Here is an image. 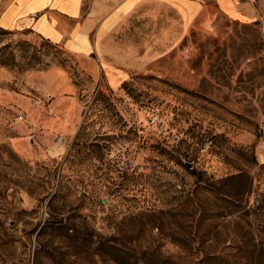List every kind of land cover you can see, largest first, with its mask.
Returning a JSON list of instances; mask_svg holds the SVG:
<instances>
[{"label": "rangeland", "instance_id": "1", "mask_svg": "<svg viewBox=\"0 0 264 264\" xmlns=\"http://www.w3.org/2000/svg\"><path fill=\"white\" fill-rule=\"evenodd\" d=\"M197 2L141 1L88 54L0 27V264H264V0Z\"/></svg>", "mask_w": 264, "mask_h": 264}, {"label": "crops", "instance_id": "2", "mask_svg": "<svg viewBox=\"0 0 264 264\" xmlns=\"http://www.w3.org/2000/svg\"><path fill=\"white\" fill-rule=\"evenodd\" d=\"M141 1L144 0H0V27L9 31L30 30L39 38L64 44L72 53L88 54L93 49L91 37L103 36L110 21ZM159 1L178 4L191 17L203 8L197 0ZM217 3L226 16L236 21L254 18L255 10L246 0Z\"/></svg>", "mask_w": 264, "mask_h": 264}, {"label": "trees", "instance_id": "3", "mask_svg": "<svg viewBox=\"0 0 264 264\" xmlns=\"http://www.w3.org/2000/svg\"><path fill=\"white\" fill-rule=\"evenodd\" d=\"M239 177L240 176H237L236 178L233 177L230 180H236ZM219 184H221V187L219 188H215L213 185H209V186L207 185V186H203L202 189H204L206 193L208 192L212 195L214 194L219 199V201L230 203L235 207L241 205L240 200L245 198L248 194H250V190L252 189V187L250 185L247 186V183L245 182L243 184H239L238 186H232V184L227 185L226 180H222ZM219 212L218 211L214 212L215 214H218L217 218L223 216L224 213V212L223 213H219ZM206 215H207L206 212H203L202 216L206 217ZM212 257L214 256L210 255L209 257H207L206 261L211 260ZM219 260L220 259H216L217 262L209 261L207 264H222V261Z\"/></svg>", "mask_w": 264, "mask_h": 264}, {"label": "bare ground", "instance_id": "4", "mask_svg": "<svg viewBox=\"0 0 264 264\" xmlns=\"http://www.w3.org/2000/svg\"><path fill=\"white\" fill-rule=\"evenodd\" d=\"M57 149H58V151L61 153L62 149H60V148H57ZM53 153H54V154H57L56 151H53Z\"/></svg>", "mask_w": 264, "mask_h": 264}]
</instances>
